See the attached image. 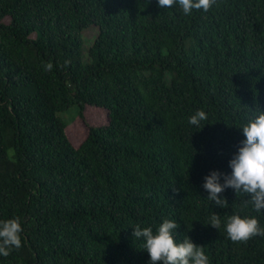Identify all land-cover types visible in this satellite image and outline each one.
Here are the masks:
<instances>
[{
  "label": "trees",
  "instance_id": "obj_1",
  "mask_svg": "<svg viewBox=\"0 0 264 264\" xmlns=\"http://www.w3.org/2000/svg\"><path fill=\"white\" fill-rule=\"evenodd\" d=\"M72 107L107 123L84 122L75 141L59 117ZM198 109L201 130L188 123ZM259 110L264 0L190 15L157 0H0V219L22 226L0 264H147L132 228L165 219L209 264H264V236L232 241L223 227L238 214L264 229V209L232 189L218 207L201 187L210 170L230 171Z\"/></svg>",
  "mask_w": 264,
  "mask_h": 264
},
{
  "label": "clouds",
  "instance_id": "obj_2",
  "mask_svg": "<svg viewBox=\"0 0 264 264\" xmlns=\"http://www.w3.org/2000/svg\"><path fill=\"white\" fill-rule=\"evenodd\" d=\"M215 0H157L160 8L167 9L175 4L184 15H190L193 10L207 11ZM50 63L45 65L50 70ZM207 119L204 110L198 109L188 118L191 126L201 128V123ZM243 135L235 152L227 162L229 172L210 170L203 177L202 189L207 193V199L218 207H224L227 200L220 195L226 189L244 192L250 195L249 203L257 212L264 209V111L243 124L240 129ZM207 226L219 229L221 220L213 213ZM227 237L232 241H247L254 236H264V229L259 227L254 216L241 217L238 214L228 216L223 224ZM178 225L175 220L165 219L155 229H133L134 239L142 241L143 250L147 252V264H209L204 252V246L194 244L189 237L176 241L174 232ZM22 226L19 218L0 219V257H7L13 249L21 247Z\"/></svg>",
  "mask_w": 264,
  "mask_h": 264
},
{
  "label": "rangeland",
  "instance_id": "obj_3",
  "mask_svg": "<svg viewBox=\"0 0 264 264\" xmlns=\"http://www.w3.org/2000/svg\"><path fill=\"white\" fill-rule=\"evenodd\" d=\"M98 34V29L93 27L86 30L83 33V39L85 46H90L96 35ZM106 112L97 108L88 107L84 112V118L82 119L79 116V108L72 107L70 110L60 113L59 117L62 118L65 122L69 124L68 135L71 139L76 141V137L80 135V138L85 137L87 131V125L102 126L107 123ZM82 135V136H81ZM76 145L79 144V141L74 142Z\"/></svg>",
  "mask_w": 264,
  "mask_h": 264
}]
</instances>
